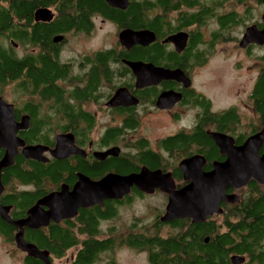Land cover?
Returning a JSON list of instances; mask_svg holds the SVG:
<instances>
[{
    "label": "flooded vegetation",
    "instance_id": "af4514ba",
    "mask_svg": "<svg viewBox=\"0 0 264 264\" xmlns=\"http://www.w3.org/2000/svg\"><path fill=\"white\" fill-rule=\"evenodd\" d=\"M19 26V38L9 41L18 75L3 71L0 77V130H15L25 147L43 149L38 158H27L19 147L13 162L0 173V247L7 260L2 264H40L28 245L48 252L52 264H77L91 240L114 245L98 254L96 264H122L117 247L138 263L177 264L175 255L165 260L161 248L153 244L175 237L162 235L164 229L195 223L164 221L170 196L160 188L146 192L134 186L120 199L79 208L74 216L50 220L47 226L32 223L36 219L31 214L51 211L53 204L41 201L51 196L62 200L58 194L73 193L85 178L98 182L108 175H172L177 191L190 183L183 163L197 159L184 167L207 174L215 164L226 162L228 156L212 133L241 146L256 134L250 131L262 125L253 97L264 81V45L241 43L249 30L264 31V0H36ZM218 52H238L249 62L245 68L253 75L241 106L221 108L202 90L207 78L203 70ZM131 64L140 65L134 69ZM241 66L238 62L236 68ZM235 96L243 99L240 91ZM230 111L236 120L220 125L216 117ZM159 126L164 136L154 140ZM263 129L264 124L258 132ZM200 130L211 139L204 148L191 140L181 149L166 143L178 136L195 137ZM242 133L248 136L240 143ZM213 146L219 157L209 155ZM6 154L7 149L0 148V162ZM18 161L30 173L38 166L50 175L29 182L4 175ZM252 182L260 186L257 191H264V185L251 180L227 194L240 197ZM26 196L32 200L26 201ZM154 197H161V205H151L153 214L145 218L135 204ZM97 210L101 214L94 232L88 216ZM215 217L206 222H216ZM58 232L72 243L60 256L39 248L42 236L53 241ZM143 241L153 243L137 245ZM261 250L264 253V243ZM235 257L244 259L239 264H264L238 253L229 255L228 264H235Z\"/></svg>",
    "mask_w": 264,
    "mask_h": 264
},
{
    "label": "trees",
    "instance_id": "16d2710c",
    "mask_svg": "<svg viewBox=\"0 0 264 264\" xmlns=\"http://www.w3.org/2000/svg\"><path fill=\"white\" fill-rule=\"evenodd\" d=\"M36 0H0V77L3 78V71H9L11 76L18 75V64L16 57L10 53L12 50L9 41L19 38V22L21 17L28 15L35 5ZM228 18L222 20V24L227 23ZM255 105L260 112L262 125L264 124V81L258 85L255 90ZM220 125L234 122L236 120L235 112H224L222 116L216 117ZM262 125H260L262 127ZM261 127L253 128L250 134L257 133ZM243 134V133H242ZM248 135L243 134L240 143H243ZM184 138V139H183ZM196 142L198 146L204 148L205 145L211 144V139L200 130L196 132L195 137L178 136L168 139L166 143L170 148H182L189 141ZM264 154V147L261 150ZM209 155L220 156L219 150L214 146L211 148ZM33 165V164H32ZM35 167V166H34ZM4 175H17L21 180L29 182L31 180L39 181L42 176H49L48 170L36 166L34 173L25 170L21 161L16 166L5 171ZM53 176V175H52ZM260 186L252 182L248 192H242L240 200L235 204H223V214L217 217H223L226 232H220L217 222L211 221L206 223L191 224L184 228L175 227L177 232L171 234L175 237L166 240H158L153 246H159L163 252V259L175 255L177 264H228L230 254H249L253 259L264 262V253L261 246L264 243V191L258 190ZM254 190V191H252ZM25 200H32V197L26 196ZM101 214L100 210L91 213L88 216L92 231H96V218ZM95 228V229H94ZM64 233L58 232L52 238L42 236L38 241L40 249H48L51 253L60 256L70 244ZM210 237V243L205 244V238ZM151 241L141 242L137 245H152ZM114 245L110 243H101L95 240L85 243L83 250L80 252L77 264H96L98 254L109 249ZM181 253L182 260H181ZM40 264H44L39 261Z\"/></svg>",
    "mask_w": 264,
    "mask_h": 264
},
{
    "label": "water",
    "instance_id": "95a60500",
    "mask_svg": "<svg viewBox=\"0 0 264 264\" xmlns=\"http://www.w3.org/2000/svg\"><path fill=\"white\" fill-rule=\"evenodd\" d=\"M138 36L139 34L136 33L134 40L137 41ZM250 43L264 45V31L249 30L242 40L241 46L245 47ZM136 65H132V67L135 69ZM139 82H142L140 76ZM141 84L146 85L147 83ZM1 109L0 107V111ZM16 132L15 130H0V148L7 149L5 158L0 162V173L4 167L13 162L19 147L24 148L23 152L27 158H38L41 155L43 149L41 146L25 147L24 142L17 137ZM212 138L221 152L228 156V160L224 163L215 164L214 171L207 174L203 173L201 168V172L198 170L190 173L184 167L185 164H194L197 159L183 163L182 168L186 174H189L184 175V177L190 183L180 190H173L175 184L172 175H155V173L128 176L108 175L98 182L85 178L75 187L73 193L58 194L57 197H62V200H57L51 196L45 201H41L40 204L52 203V209L47 213H39V210L33 212L31 217H34L36 221L32 223L42 227L47 226L50 220L59 222L64 218L74 216L79 208L102 205L105 199H120L129 194L134 186L146 192H153L156 188H160L169 193L170 199L166 215L163 218L164 221L191 219L193 223L198 224L205 223L214 215L220 216L224 212L223 203L235 204L240 200L238 195L227 194V190L231 188L242 189L251 180L264 185V154L260 155V149L264 145V129L250 136L241 146H235L232 138L222 134L212 133ZM28 248L32 249L36 257L46 264H52L48 258V252L30 245ZM233 261L235 264H239V262L243 263L244 259L235 257Z\"/></svg>",
    "mask_w": 264,
    "mask_h": 264
},
{
    "label": "rangeland",
    "instance_id": "374dc122",
    "mask_svg": "<svg viewBox=\"0 0 264 264\" xmlns=\"http://www.w3.org/2000/svg\"><path fill=\"white\" fill-rule=\"evenodd\" d=\"M238 62L241 63V68H236ZM246 65H249V62L243 54H239L238 52L216 53L214 58L211 59L210 65L203 70L207 78L202 81V90L208 93V95L213 96L214 99H216V104L221 108H227L234 103L241 106L246 99V92L244 93V91H247L248 88L249 83H247V80L253 75L251 71H246ZM239 91L240 97L243 99H238L235 96ZM245 109L242 110V115L246 112ZM161 128L163 127L159 126L158 129L153 131L154 140L164 136V128ZM161 202V197H154L144 202H137L135 204L136 211L146 218L153 214L152 210H150L151 205L159 207ZM214 219H216V225L219 227V231L226 232L227 228L223 223V217H215ZM20 225H23V223H20ZM176 232L175 229L167 228L164 229L162 235L167 236L175 234ZM115 251H117L116 257H118V260L122 264H145V262L138 263L128 251L122 253L123 248L120 249L117 247ZM3 256L4 251L0 247V264H2L3 261L7 263V260H5Z\"/></svg>",
    "mask_w": 264,
    "mask_h": 264
},
{
    "label": "bare ground",
    "instance_id": "6f19581e",
    "mask_svg": "<svg viewBox=\"0 0 264 264\" xmlns=\"http://www.w3.org/2000/svg\"><path fill=\"white\" fill-rule=\"evenodd\" d=\"M28 248V247H27Z\"/></svg>",
    "mask_w": 264,
    "mask_h": 264
}]
</instances>
